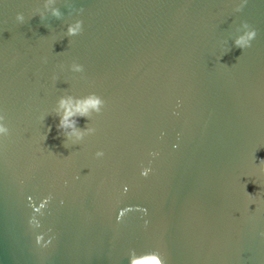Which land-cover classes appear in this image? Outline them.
<instances>
[{"label": "water", "instance_id": "1", "mask_svg": "<svg viewBox=\"0 0 264 264\" xmlns=\"http://www.w3.org/2000/svg\"><path fill=\"white\" fill-rule=\"evenodd\" d=\"M43 7L0 0V264H264V0ZM90 93L65 147L52 109Z\"/></svg>", "mask_w": 264, "mask_h": 264}, {"label": "clouds", "instance_id": "2", "mask_svg": "<svg viewBox=\"0 0 264 264\" xmlns=\"http://www.w3.org/2000/svg\"><path fill=\"white\" fill-rule=\"evenodd\" d=\"M55 0H43V11L39 12L41 19L45 13L59 18V11L53 7ZM16 20L19 23L24 22V16L21 13H17ZM81 30V21L75 20L67 25L64 35L72 37L77 35ZM238 35L233 40V46L244 50L250 46V42L254 39L256 33L254 30H250L246 24L241 25L237 29ZM70 70L75 73L82 72L83 67L80 64L73 63L70 65ZM104 105V101L100 96L90 93L83 97H74L72 95H61L52 109V113L58 118L56 128L60 134L64 137V146L68 147V143L77 144L85 136L91 134L94 129L91 127H85L80 129L77 127V118L84 117L89 119L92 113H99ZM51 128L49 127L48 131ZM8 128L3 123V118L0 117V137L8 134ZM97 157L102 156V152L95 154ZM152 155H155L154 153ZM259 172L264 174V159L259 160L258 164ZM148 170L145 169L141 174H145Z\"/></svg>", "mask_w": 264, "mask_h": 264}]
</instances>
